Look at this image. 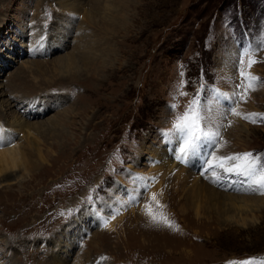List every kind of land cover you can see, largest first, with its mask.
Here are the masks:
<instances>
[{"label": "rangeland", "instance_id": "rangeland-1", "mask_svg": "<svg viewBox=\"0 0 264 264\" xmlns=\"http://www.w3.org/2000/svg\"><path fill=\"white\" fill-rule=\"evenodd\" d=\"M132 1L135 6L127 12L123 30L109 37L110 63L66 91L60 90L57 78L51 85L47 82L51 73L27 72L30 40L37 34L39 43L54 36L51 27L61 16L55 1L42 5L41 0H0V83L11 82L13 88L0 87L2 130L23 114V109L5 106L6 100L41 98L46 91L53 95L46 99L65 96V101L50 104L44 115L27 121L41 123L58 116L66 120L59 143L47 136L37 141L44 158L41 167L25 178L16 179L20 173L15 171L11 182L0 187V248L1 241L16 243L3 248L2 255L10 264H45L54 249L49 241L60 227L92 211L95 222H89L94 224L88 231L73 222L69 233L76 239L75 251L68 264H264V194L242 176L209 169L205 161L212 145L185 158L186 163L178 160L184 174L224 194L260 197L253 207L224 214L223 200L214 199L208 206H193L195 212L183 199L191 181L176 184L150 172L163 161L158 159L162 151L176 163L179 140L165 133L172 132L176 116L196 97L208 118L207 130L219 128L213 163L233 153L264 158V0ZM82 17H75L78 24ZM92 32L88 28L83 34L89 44L99 40ZM71 48L39 61L50 68L53 59ZM248 49L259 61L250 70L259 79L244 94L237 88L238 61ZM244 68L248 71L247 58ZM20 71L23 76L16 80ZM237 92L240 115L214 116L212 105L218 113L226 111ZM25 134L13 133L9 147L21 143ZM227 184L235 189L230 191ZM19 236L27 239L24 244Z\"/></svg>", "mask_w": 264, "mask_h": 264}, {"label": "bare ground", "instance_id": "bare-ground-1", "mask_svg": "<svg viewBox=\"0 0 264 264\" xmlns=\"http://www.w3.org/2000/svg\"><path fill=\"white\" fill-rule=\"evenodd\" d=\"M53 1H55L53 5L56 6V8H59L58 9L59 14L61 15L59 16V18H57L56 23L53 22L55 24L53 27H51L50 33L54 34V36H51L50 38H46L41 43H39L38 41V34L33 36V39L30 40L29 42L30 46L28 45L29 51H33V52L31 53L28 52V54H30L29 56L32 57V59L30 58L31 60L30 62L27 61L28 63H30V65L28 66L29 69L27 68L28 69L27 72H29L31 76H37V75L40 76L51 73L53 74V76H51V78L47 80L48 83L53 81V79L57 78L59 81H57L56 83L62 84V89L60 90L70 91L74 83H76L77 81L81 82L82 78L85 76H86L85 78H88L91 75L95 76V74H99L107 66V64L110 63L111 51L110 48L108 47L109 37L123 30V27L126 25V21L128 17L127 12L131 7L135 6V4L132 0H53ZM48 3L49 2H47V0H41L42 5L43 4L47 5ZM39 5L40 4H37L36 6L38 9H40ZM81 14L83 16L82 17L83 22H80L78 24L75 17ZM88 28L94 31L92 32L93 36H96L97 33V36H99L98 41L92 42L91 44L87 42V38L89 37L83 34ZM34 31L37 32L35 29ZM74 33H76L75 35L76 39L74 41H70V38L74 36ZM105 45L107 46L105 47ZM42 46L44 47L43 49L40 48ZM70 46L72 47L71 51L67 52L66 55L53 59V61L50 62L51 65L50 68L46 67L47 65L45 66L43 62L39 61V58L45 55H50L51 53L54 52L64 51L67 48H70ZM15 75H16L15 76L16 80H18L22 78L23 72L21 71L17 72ZM51 84L52 83H50V85ZM1 86L2 85L0 83V87ZM3 88H8L9 90L13 89L11 82L8 83L7 85L5 84L4 86H2V89ZM2 89H0V99L4 94ZM43 93H41V98L35 97L29 100L23 99V101L18 100V102H16L17 100L13 101V99L5 101L6 102L5 106L9 108L14 107L15 109L17 108L23 109L22 112L23 114L20 115L19 117H14V121L9 123V125H7V128H9L8 130L6 131L2 130V127L0 126V187L5 186L9 184V182H11L10 180L13 177L12 174L15 171H18V173H20V175L16 177V179L19 177L25 178L31 173L37 171L41 167V163L44 162L43 161L44 158L42 157L41 149L39 147L40 144L37 142L39 141V139L46 138L47 136L49 139H53L56 143H59V141L63 137V133H64L63 127L66 120L64 118H59L60 116L54 118L53 117L48 118L46 122L43 121L41 123L38 122L32 123L30 121H27V118L29 117L35 119V118H39L40 115H44L49 109L50 104L56 105V104H61L65 101V96L59 99V101L57 99L51 101V99L45 98V96L48 95L53 96L50 95L51 92L46 91ZM217 109H218L217 105H212V110H213L212 112L214 116H218ZM18 132L19 133L25 132L27 133L25 134L27 136L24 138L23 141H21V143L19 144L15 143L13 146L9 147L8 144L12 143L9 142V140L13 138L12 134L13 133L17 134ZM29 134L31 136H34L35 138L30 140ZM35 156L37 157L35 158ZM158 159L163 161L160 162V165L157 164L156 167H152L151 165L152 169L150 172L161 174L162 179L166 176L165 181L169 182L170 180H174L176 181L175 182L176 184H178L179 181H183V180L184 183H188L189 181H191L188 193L187 195H185L183 199L186 200L185 201L186 205H188L189 208H193L195 212L197 211L194 209L195 206L197 208L200 203L208 206L211 203V200L214 199L223 200V204L227 207L225 209L224 214H227L228 212L229 214L230 212H235V210H237V208L240 207L251 208V206L253 207V205L257 204L260 201V197H256V196L237 197L231 194H224L222 191H221L222 193L218 192L212 189L211 187H209L210 185L209 182H208L209 185L207 184V182L201 183L199 181L200 179L198 178H192V180H189L191 179L192 175H190V173L188 175L184 174V170L180 167L181 166L180 163L181 164L186 163L187 158L183 160L177 158L175 160L176 161L175 163L172 162L173 160L169 161L166 152L162 151L161 157H159ZM178 160L180 163L178 162ZM150 183H152V181ZM156 185L154 184L152 188H157L155 187ZM181 187L183 186L181 185L180 188ZM227 189H230L231 191L232 189H235V186H233V184L232 185L227 184ZM151 198L153 201H157L155 195H152ZM118 200L123 202L122 198L121 199L118 198ZM238 203L241 204L239 205ZM93 213L94 212L92 211H88V213H84V211L81 214L79 213L80 215L78 216L79 220H75L76 222L73 221L74 224L79 223L81 225V228H87L86 230L88 231L90 226H93L94 224V223L93 224L89 223L91 220L94 221L92 219V217H94ZM195 215H199V214L195 213ZM89 218L90 220H87ZM73 222L63 226L62 228L60 227V229L50 239L51 241H49L50 242L49 245L50 246L52 245L51 247L54 249H53V254H50L49 256L48 259L49 261L45 262V264H68L67 261L70 256L69 254L72 255L73 250L75 248V246L73 245H75L76 242L75 238L71 239L72 236L69 233V231L72 230L74 226ZM111 225L112 223L108 225L109 228L112 227ZM6 228L7 230L9 229V227ZM80 229H78V233L81 234V231H79ZM8 231L13 232L12 230H8ZM26 240L27 239L25 237L22 238V236H19L18 242L20 244H24ZM1 242L4 249H8V248L12 249L13 246L16 245V243L12 241L11 242L1 241ZM2 249L0 248L1 250L0 255L5 254L2 252ZM61 250H63L62 252H64L63 255L59 254ZM79 256L80 254H78L74 260L77 261L76 259H79ZM0 260H2V263L5 262V264L11 263L10 260H7L5 258V256H3V258H1ZM89 260L90 258H87L86 261L90 262L91 260L90 261ZM74 264H85V262L79 260L77 261V263Z\"/></svg>", "mask_w": 264, "mask_h": 264}, {"label": "snow or ice", "instance_id": "snow-or-ice-1", "mask_svg": "<svg viewBox=\"0 0 264 264\" xmlns=\"http://www.w3.org/2000/svg\"><path fill=\"white\" fill-rule=\"evenodd\" d=\"M255 53L252 49L242 51L239 58L238 74L240 76L241 83L237 85L238 89H241L244 94L249 90L254 89V82L259 78L251 74V68L255 63L259 61L255 58ZM245 58H247V69L245 71ZM184 87V85H182ZM184 93H181L183 95ZM239 92L233 93L230 99V105L226 111L221 110L218 113V118H226L229 114L239 116L240 113L236 111L235 105L240 102ZM172 109L176 108L173 104ZM247 118V117H245ZM261 122H264V116L260 117ZM208 118L204 115L202 107L200 105L199 97L194 98L182 116H176V122L173 124L172 132L165 133L166 136L172 138L173 135L179 140L178 159H185L187 157L195 156L198 152L203 151L207 145H212L213 152L208 153L209 159L205 161V164L209 169L219 168L224 173L242 176L250 184H257L260 187L262 194H264V163L262 159L254 153H233L229 156H219L218 163H213V156L216 152V146L219 144V128L214 131L207 130ZM214 123V121H213ZM207 171V169L205 170ZM257 176L259 178L257 179ZM155 220L156 217L153 216Z\"/></svg>", "mask_w": 264, "mask_h": 264}]
</instances>
